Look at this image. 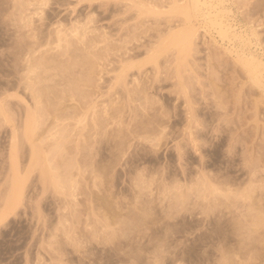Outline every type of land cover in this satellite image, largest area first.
<instances>
[{
  "label": "rangeland",
  "instance_id": "1",
  "mask_svg": "<svg viewBox=\"0 0 264 264\" xmlns=\"http://www.w3.org/2000/svg\"><path fill=\"white\" fill-rule=\"evenodd\" d=\"M30 1L0 0V206L11 145L23 177L0 264H264V92L237 45L200 17L187 49L162 42L173 0H47L26 23ZM226 2L264 54V0Z\"/></svg>",
  "mask_w": 264,
  "mask_h": 264
},
{
  "label": "bare ground",
  "instance_id": "2",
  "mask_svg": "<svg viewBox=\"0 0 264 264\" xmlns=\"http://www.w3.org/2000/svg\"><path fill=\"white\" fill-rule=\"evenodd\" d=\"M134 2L139 7H142L145 9L149 7L157 8L154 4H145L142 0H134ZM32 3L33 2L31 1L28 3L30 8L32 7ZM226 3H227L226 0H180V1L173 0L169 6V9L175 14H179L180 16L182 15L181 17L184 18L183 20L185 21V24L183 23L184 25H181L182 27H179L178 29L176 28L177 30L175 29V31H172V30H171L172 32L169 31L170 33L167 36L165 35L166 37H162L164 38L163 41L162 39L160 41L164 42L165 39H168L167 41L169 42V44L170 42H173L176 44V46H177V43L182 42V44H180L179 47L180 46L182 47L183 45V47L187 49L189 44H192L191 40L193 37H195L194 35H196L197 33V30L199 28L197 26V19L200 17L203 23L205 24V26H207L208 28L210 27L211 29L215 31L217 36H219L220 40L237 45V47L239 48V51L236 50L235 55L239 57L242 64L246 67L248 72L252 75L255 82L262 87L263 92H264V54L259 55L253 52L252 50H250L249 48L250 44L252 43L255 44L257 42L255 41V39L257 38L256 31L252 27L238 28L236 26L237 23L234 24L232 22V18L230 16L231 9ZM46 4H47V0H43L40 3V6H37V10H36V7L35 9L31 8V9H34V11L32 10L30 11V8L28 7L29 10L27 11V13L31 12V14L26 15L27 13H25V16L23 14V18L25 19V22L30 23L31 17L33 16L41 17ZM77 23L76 22L73 23L70 26L71 28L68 27L69 28L68 30L66 29L65 26L63 27V25L61 24L56 25V28H55L56 32H54L56 36L55 37L56 47L60 46L61 42L63 41L68 42L69 36L80 38L86 34V32L88 31L87 29L88 22H85V23L80 22L78 24ZM202 28L204 29V27ZM229 46L231 45L229 44ZM179 50H181V48H179ZM154 52L155 51L153 50L151 52V55ZM123 62L124 61H122L121 67H120L121 73L123 72L125 73V71L129 68L133 69L132 67L135 65L132 62H128V63H123ZM32 70H33L32 67L28 68L29 72H31ZM120 71L118 75H121ZM96 106H97L96 102L95 103L93 102L88 108L90 109L89 111H92L94 114L96 111L95 110ZM106 106L107 104H105L104 106V113L108 114ZM85 115L86 113L84 114L82 113L80 117L75 119V122H76L75 124H77L76 125L77 127L82 128L79 125H81V123L84 125ZM36 122H37V119L33 115V113L26 112L22 127H23V133L25 137L27 138L29 145H30V151H31L30 159L33 161V163L38 162L39 160L38 151L33 141L34 140L33 134L36 128ZM60 132L61 131L57 132L58 133L57 135L60 136ZM10 147L11 149H10L9 158L11 161L10 163L11 164V176H10V180H9L10 182H9L8 188L6 190V193H4L5 195L2 197L3 200L1 201L0 222L4 221L10 214L13 213V211H15L18 204L20 203L21 193H22V185H23L22 178L23 177H21L19 167H17L18 165H17V160H16V152L14 151L15 150L14 146L11 145ZM70 181H71V187L73 189H76L78 182L75 179H71ZM71 196L73 198H76L75 194L73 193Z\"/></svg>",
  "mask_w": 264,
  "mask_h": 264
}]
</instances>
